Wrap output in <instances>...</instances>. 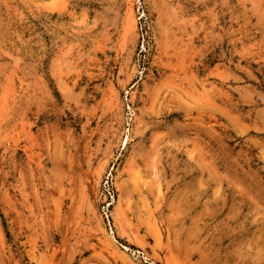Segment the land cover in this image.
I'll list each match as a JSON object with an SVG mask.
<instances>
[{
  "label": "rangeland",
  "instance_id": "obj_1",
  "mask_svg": "<svg viewBox=\"0 0 264 264\" xmlns=\"http://www.w3.org/2000/svg\"><path fill=\"white\" fill-rule=\"evenodd\" d=\"M0 264H264V0H0Z\"/></svg>",
  "mask_w": 264,
  "mask_h": 264
}]
</instances>
